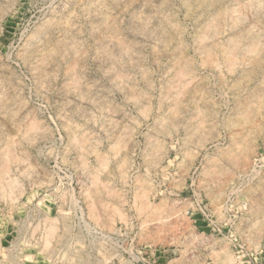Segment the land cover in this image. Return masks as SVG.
<instances>
[{
	"label": "rangeland",
	"instance_id": "rangeland-1",
	"mask_svg": "<svg viewBox=\"0 0 264 264\" xmlns=\"http://www.w3.org/2000/svg\"><path fill=\"white\" fill-rule=\"evenodd\" d=\"M259 60L264 0H0V264H264Z\"/></svg>",
	"mask_w": 264,
	"mask_h": 264
},
{
	"label": "bare ground",
	"instance_id": "bare-ground-1",
	"mask_svg": "<svg viewBox=\"0 0 264 264\" xmlns=\"http://www.w3.org/2000/svg\"><path fill=\"white\" fill-rule=\"evenodd\" d=\"M198 1H199V0H198ZM203 1H204V0H203ZM204 3H206V2H204ZM212 3H213V2H212ZM207 4L209 5V1H208ZM200 7H201V6H200ZM205 8H206V7H205ZM206 24H207V23H206ZM204 27H205V26H204ZM206 28H207V27H206ZM252 33H253V32H252ZM202 40H203V38H202ZM117 41H118V40H117ZM200 42H201V41H200ZM116 44H117V43H116ZM120 45H121V44H120ZM199 45H200V43H199ZM254 46H255V45H254ZM254 46H252V47H254ZM121 48H124V47H121ZM232 48H233V47H232ZM255 48H256V47H255ZM250 49H251V48H250ZM250 49H249V50H250ZM232 51H233V50H232ZM251 51H252V50H251ZM230 52H231V51H230ZM106 53H107V52H106ZM126 54H128V53H126ZM231 55H232V54H230V56H228V57H230V59L232 60V58H231L232 56H231ZM249 59H250V58H249ZM259 59H260V58H259ZM231 60L229 61V59H228L227 61L232 62ZM257 60H258V59H257ZM178 61H179V60H178ZM233 61H234V60H233ZM175 62H176V61H175ZM259 62L264 63V61H262V60H259ZM259 62H258V63H259ZM111 63H112V62H111ZM179 63H180V62H179ZM232 63H233V62H232ZM255 63H256V62H255ZM176 64L178 65V63H176ZM229 64H230V63H229ZM180 65H181V64H180ZM231 65H232V64H231ZM258 65H259V64H258ZM172 67H173V66H172ZM177 67H178V66H177ZM231 67H232V66H231ZM256 67H257V65H256ZM114 70H115V69H114ZM173 70H174V68H173ZM178 70H179V71H178ZM69 71H70V70H69ZM180 71H181V72H180ZM253 71H255V70H253ZM260 71H261V70H260ZM175 72H176V71H174V73H175ZM178 72H180L181 74H183V72H185V71H183V70L179 67V68L177 69V74L175 73L176 76H177V78H178L179 76H181ZM116 73H119V72H116ZM143 73H144V72H143ZM174 73H173V74H174ZM71 74H72V73H71ZM175 74H174V75H175ZM74 75H75V74H74ZM178 75H179V76H178ZM251 75H252V74H251ZM121 76H122V75H121ZM73 77H74V76H73ZM115 77H116V76H115ZM173 77H174V76H173ZM126 78H127V77H126ZM241 78H242V77H241ZM124 79H125V76H124ZM144 79H145V78H144ZM174 79H176V78L174 77ZM178 79H179V78H178ZM178 79L176 80V82L179 83ZM181 79H182V78H181ZM76 80H77V79H76ZM120 80H121V79H120ZM126 80H128V79H126ZM182 80H183V79H182ZM76 82H78V81H76ZM174 82H175V81H174ZM176 82H175V84H177ZM243 82H245V81H243ZM70 83H71V82H70ZM73 83H74V82H73ZM180 83H181V81H180ZM183 83H184V82H183ZM76 84H77V83H76ZM76 84H75V85H76ZM146 84H147V83H146ZM122 85H123V84H122ZM181 85H182V84H181ZM185 85H186V83H184L183 86H182L181 88H183ZM177 86H178V85H177ZM177 86H176V87H177ZM241 87H242V86H241ZM263 87H264V86H263ZM184 88H185V87H184ZM242 88H243V87H242ZM184 90H185V89H184ZM184 90H183V91H184ZM186 90H187V89H186ZM254 90H255V89H254ZM181 91H182V90H181ZM233 91H234V90H233ZM236 91H237V90H236ZM184 92H185V91H184ZM182 93H183V92H182ZM256 93H257V92H256ZM261 93H262V92H261ZM135 94H136V93H135ZM183 94H184V93H183ZM236 94H237V93H236ZM142 95H143V94H142ZM256 95H257V94H256ZM251 97H252V96H251ZM257 97H258V95L256 96V98H257ZM130 98H131V97H130ZM177 98H178V97H177ZM179 98H180V97H179ZM182 98H184V96H183ZM182 98H180V99H182ZM258 98L260 99V97H258ZM263 98H264V97H263ZM131 99H132V98H131ZM259 99H258V100H259ZM129 100H130V99H129ZM177 101H179V99H177ZM262 101H263V99H262ZM175 102H176V100H175ZM263 102H264V101H263ZM179 103H180V101H179ZM132 104H133V103H132ZM174 104H175V103H173V105H174ZM176 104H177V103H176ZM202 104H203V103H202ZM247 104H248V103H247ZM250 104H251V103H250ZM254 104H255V103H254ZM254 104H253V105H254ZM258 104H260V102H258ZM177 105H178V104H177ZM181 105H183L182 102H181ZM181 105H179V108H181V107H180ZM244 105H245V104H244ZM260 105H261V104H260ZM254 106H255V105H254ZM263 106H264V105H263ZM176 107H177V106H175V109H176V111H177V108H176ZM191 108H192V107H191ZM255 108H256V107H255ZM255 108H253V109H255ZM263 108H264V107H263ZM170 109H171V108H170ZM170 109H169V110H170ZM257 109H258V108H257ZM259 109H260V108H259ZM172 110H173V109H172ZM191 110H192V109H191ZM170 111H171V110H170ZM173 111H174V110H173ZM198 111H199V110H198ZM258 111H259V110H258ZM174 112H175V111H174ZM174 112H173V113H174ZM192 112H193V111H192ZM254 112H255V111H254ZM256 112H257V111H256ZM173 113H172V114H173ZM175 113H176V115H177V112H175ZM175 113H174V114H175ZM178 113L181 114L180 111H179ZM197 113H198V112H197ZM169 114H170V113H169ZM182 114H184V113H182ZM251 114H252V113H251ZM197 115L199 116L200 114L198 113ZM170 116H171V114H170ZM173 116H174V115H173ZM167 117H168V116H167ZM175 117H176V116H175ZM178 117H179V116H178ZM201 117H203V116H201ZM165 118H166V117H165ZM165 118H164V119H165ZM192 118H193V116H192ZM160 119H161V118H160ZM164 119H162V120H163V121H166V120H164ZM168 119H169V118H168ZM168 119H167V120H168ZM174 119H175V118H174ZM174 119H173V120H174ZM177 119H178V118L176 117V120H177ZM203 119H204V118H202V122L204 121ZM171 120H172V119H171ZM192 120H193V119H192ZM166 122H167V121H166ZM166 122H165V123H166ZM203 123H204V122H203ZM35 124H36V123H34V125L32 124V125L34 126V127H33V126L31 125V123H30L29 126L32 127L31 129L36 128V130H33V131H34V132L36 131V133H37V127L35 126ZM65 124H66V123H65ZM160 124H161V122H160ZM160 124H159V121H158V124H157V125L160 126ZM168 125H169V124H168ZM173 125H174V124H173ZM67 126H68V125H67ZM200 126H201V125H200ZM74 127H75V126H74ZM166 127H167V126H166ZM68 128H70V127H68ZM75 128H76V127H75ZM164 128H165V127H164ZM66 129H67V127H66ZM155 129H156V128H155ZM159 130H160V129H159ZM256 130H257V129H256ZM256 130H254V131H256ZM39 131H40V129H39ZM68 131H69V133H70V130H68ZM72 131H73V130H72ZM34 132H33V133H34ZM73 132H75V131H73ZM249 133H250V132H249ZM67 134H68V133H67ZM155 134H156V132H155ZM162 134H163V133H162ZM39 135H40V134H39ZM74 135H76V133L73 134V135H71V136L74 137ZM244 136H245V135H244ZM247 136H248V135H247ZM154 137H155V136H154ZM237 137H238V136H237ZM79 138H81V137H79ZM79 138L77 139V137H76V138H71V139H77L78 141H77V140H76V141L79 142V144H81L82 141H83V143H85V141H86V139H87V137H86L85 140H82V139H81L82 141L80 140V141H81V142H80V141H79ZM82 138H83V137H82ZM234 138L236 139V137H234ZM234 138H233V139H234ZM238 138L240 139V141H241V139H242V142H244V141H243V137H238ZM68 139H69V137H68ZM83 139H84V138H83ZM239 139H238V140H239ZM69 140H70V139H69ZM244 140H245V139H244ZM71 141H72V140H71ZM76 141H75V142H76ZM87 141H88V140H87ZM154 141H155V139H154ZM234 141H235V140H234ZM236 141H237V139H236ZM77 142H76V143H77ZM91 142H92V141H91ZM152 142H153V141H152ZM245 142H246V141H245ZM76 143L73 142V144H74L75 147H76V145H77ZM155 143H156V142H154V144H155ZM75 144H76V145H75ZM86 144H87V143H86ZM241 144H242V143H241ZM241 144H240V145H241ZM245 144H246V143H245ZM247 144H248V143H247ZM83 145H85V144H83ZM83 145H82V147H83V149H85ZM88 145H89V144H88ZM235 145H236V144H235ZM240 145H239V146H240ZM152 146H153V145H152ZM78 147H79V146H78ZM154 147H156V145H155ZM235 147H236V146H235ZM240 147H241V146H240ZM80 148H81V147H80ZM80 148H79V149H80ZM88 148H89V147H88ZM88 148H87V149H88ZM75 149H76V148H75ZM79 149H78V150H79ZM10 150H11V152H12V149H10ZM80 151H83V150H80ZM242 151H243V150H242ZM11 152H10V153H11ZM78 152H79V151H78ZM83 152H84V151H83ZM93 152H94V151H93ZM243 152H244V151H243ZM3 153H4V152H3ZM10 153H9V154H10ZM90 153H92V152H90ZM5 154H6V153H5ZM12 154H13V153H12ZM83 154H84V153H83ZM240 154H241V153H240ZM79 155H80V154H79ZM84 155H85V154H84ZM247 155H248V153H247ZM247 155H246V156H247ZM0 156H1V155H0ZM6 156H8V154H7ZM96 156H97V157H100V155H98V154H97ZM122 156H123V155H122ZM11 157H13V155H11ZM11 157L8 156V159L11 158ZM79 157H80V156H79ZM81 157H83V156H82V152H81ZM97 157H96V158H97ZM125 157H126V156H125ZM239 157H240V156H239ZM4 158H5V157H4ZM4 158H3V159H4ZM101 158H102V157H101ZM3 159H2V160H3ZM8 159L5 158V160H4L5 162L0 164V176H1V175L3 176V175L7 172V170H8V169H7V165H8V163H9V162H8ZM13 159H14V158L11 159V162L13 161ZM80 159H81V160H80ZM97 159H98V162L101 161V160H102L101 162H103V159H99V158H97ZM122 159L124 160L125 158H122ZM241 159H242V158H241ZM9 160H10V159H9ZM79 160H80V161H83L84 159H82V158H78L77 161H79ZM238 160H239V159H238ZM80 161L77 162V163L79 164ZM121 162H123V161L121 160ZM121 162H120L119 164H121ZM12 163H13V162H12ZM12 163H11V164H12ZM77 163H76V164H77ZM81 163H82V162H81ZM9 164H10V163H9ZM15 164H16V163H15ZM83 164H84L83 166H86V163H83ZM98 164H99V163H98ZM123 164H124V163H123ZM126 164H127V163H126ZM102 165H103V164H102ZM100 166H101V165H100ZM122 166H123V165H122ZM122 166H119V168H121V170H122ZM78 167L80 168V166H78ZM123 167H125V166H123ZM83 168H85V167H83ZM88 169H90V168H88ZM9 170H10V169H9ZM9 170H8V171H9ZM86 170H87V168H86ZM116 170H117V168H116ZM118 170H120V169H118ZM9 172H10V171H9ZM6 175H7V174H6ZM120 175H122V174H119V176H120ZM2 176H1V178H2ZM4 176H5V175H4ZM8 177H9V175H8ZM121 177H122V176H121ZM123 177H124V176H123ZM4 178L6 179V177H4ZM12 178H13V177H12ZM7 179H8V181H7ZM7 179H6V183H7L8 185L5 183L4 180H3L2 182H4V183L6 184V186H9L10 189H12L11 187L14 185V183L11 182V181H13V179L10 180V177L7 178ZM143 181H144V180H143ZM143 181H142V182H143ZM0 182H1V181H0ZM2 182H1V183H2ZM96 182H97V181H96ZM1 183H0V184H1ZM144 183H145V182H144ZM11 184H13V185H11ZM93 184H94V182H93ZM95 184H96V183H95ZM138 184H139V183H138ZM100 185H101V184H100ZM102 185H103V184H102ZM4 186H5V185H4ZM140 186H142V185L140 184ZM140 186H138L139 189H140ZM2 187H3V186H2V184H1V188H2ZM97 187H98V186H97ZM101 187H102V186H101ZM106 187H107V186H106ZM106 187H104L103 190H105ZM145 187H146V186H145ZM145 187H144V188H145ZM147 187H148V186H147ZM13 188H16V187H13ZM99 188H100V187H99ZM107 188H108V187H107ZM107 188H106V189H107ZM141 188H142V187H141ZM145 189H146V188H145ZM145 189H144V191H146ZM6 190H7V189H6ZM96 190H97V189H96ZM107 190H109V189H107ZM100 191H101V190H100ZM100 191H99V192H100ZM141 191H142V189H141ZM99 192H98L97 194H99ZM146 192H147V191H146ZM8 193L11 194L10 191L7 192V194H8ZM111 193H112V192H110V194H111ZM141 193H142V195H144L143 192H141ZM2 194H4V193H2ZM113 194H114V193H113ZM146 194H147V193H146ZM93 195H94V194H93ZM99 195H100V194H99ZM6 197H7V196H6ZM12 197H13V196H12ZM12 197H11V198H12ZM94 197H95V195H94ZM139 197H140V195H139ZM144 197H146V199H147V196H146V195H145ZM95 198H96V197H95ZM95 198H94V199H95ZM98 198H99V197H98V195H97V200H98ZM113 198H114V197H113ZM141 198H142V197H141ZM94 199H93V200H94ZM139 199H140V198H139ZM143 199L145 200V198H143ZM143 199H140V200H143ZM93 200H91V203L93 204V206L96 207V208H95V207H93V208H94V209H97V206H96V205L98 204V201L95 199V200L97 201V202L95 201L97 204L94 205L95 203H94ZM146 201H147V200H146ZM146 201H144V202H146ZM11 202H12V201H11ZM89 202H90V201H89ZM139 202H140V203L142 202L141 205H143V206L145 205V204H143V201H139ZM100 203H101V202H100ZM140 203H139V204H140ZM146 203H147V202H146ZM100 205H101V204H100ZM148 205H149V204H148ZM101 206H102V205H101ZM139 207H140V205H139ZM144 207L146 208L147 206H144ZM91 208H92V207H91ZM93 208H92V209H93ZM147 208H148V207H147ZM98 209H99V208H98ZM100 209H101V208H100ZM91 213H92V212H91ZM89 215H90V214H89ZM95 215H96V214H95ZM91 216H92V215H91ZM93 216H94V214H93ZM98 216H99V215H98ZM96 217H97V216H96ZM93 218H94V217H93ZM98 218H99V217H97V219H98ZM97 219H96V221H97ZM52 220H53V218H52ZM93 220H94V219H93ZM93 220H92V221H93ZM100 220L102 221L103 218H101ZM47 221H48V220H47ZM49 222H50V220H49ZM82 222H83V221H82ZM84 223H85V222H84ZM84 223H83V224H84ZM98 223H99V222H98ZM102 223H103V221H102ZM48 224H49V223H48ZM56 224H57V223H56ZM86 224H87V223H86ZM86 224H85V225H86ZM104 224H105V223H104ZM104 224H103V225H104ZM103 225H102V226H103ZM48 226H49V225H48ZM50 226H52V225H50ZM52 227H55V226H52ZM106 227H108V226H106ZM45 228H46V227H45ZM82 228H83V227H82ZM55 229H57V228H55ZM87 229H88V228H87ZM90 229H91V228H90ZM109 229H110V228H109ZM46 230H49V229H46ZM46 230H45V231H46ZM84 230H85V229H84ZM107 230H108V229H107ZM33 231H34V230H33ZM51 231H53V229H51ZM51 231H50V232H51ZM55 231H56V230H55ZM85 232H88V230L85 231ZM44 233H46V232H44ZM48 233H49V232H48ZM88 233H90V232H88ZM55 234H56V233H55ZM78 234H79V233H78ZM43 236H44V235H43ZM46 236H47V235H46ZM49 236H51V235H49ZM49 236H48V237H45V238L48 239ZM79 236H80V234H79ZM75 237H76V235H75ZM93 237H94V236H93ZM75 239H77V238H75ZM51 240H52V239H51ZM78 240H79V239H78ZM48 241H49V240H48ZM46 242H47V241H46ZM55 242H56V241H55ZM61 242H62V241H61ZM63 242H65V241H63ZM63 242H62V243H63ZM68 242H69V241H68ZM78 242H79V241H78ZM66 243H67V240H66ZM42 244H44V242H43ZM45 244H46V243H45ZM64 245H65V243H64ZM88 245H91V244H88ZM44 246H45V245H44ZM65 246H66V245H65ZM67 246H68V245H67ZM67 246H66V248H68ZM60 247H61V246H60ZM46 248H47V245H46ZM69 248H70V247H69ZM84 248H85V246H84ZM87 248H89V247H87ZM61 249H62V248H61ZM61 249H58V250H61ZM82 249H83V248H82ZM15 250H16V249H15ZM58 250H57V251H58ZM66 250H67V249H66ZM66 250H65V251H66ZM83 250H84V249H83ZM96 250H97V249H96ZM67 251H68V250H67ZM78 251H79V250H78ZM59 252H60V251H59ZM59 252H57V253L59 254ZM63 252H64V251H63ZM63 252H62V253H63ZM82 252H83V251H82ZM84 252H85V251H84ZM62 253L60 252V254H62ZM71 253H72V251H71ZM73 253H74V252H73ZM73 253H72V254H73ZM75 253H76V252H75ZM79 253H81V252H79ZM96 253H97V251H96ZM98 253H99V252H98ZM63 254H64V253H63ZM63 254H62V256H63ZM68 254H69V253H68ZM76 254H78V253H76ZM83 254H84V253H83ZM66 255H67V254H65V256H66ZM70 255H71V254H70ZM70 255H69V256H70ZM81 255H82V254H81ZM86 255H88V253H87ZM98 255H99V254H98ZM5 256H6V254H5ZM57 256H58V255H57ZM57 256L54 257V255H53V257H54L55 259H56ZM49 257H50V256H49ZM53 257H52V258H53ZM73 257H75V256H73ZM88 257H89V256H88ZM229 257H230V256H229ZM77 258H78V256H77ZM99 258H100V257H99ZM230 258H231V257H230ZM64 259H65V258H64ZM78 259H79V258H78ZM78 259H77V260H78ZM85 259H86V257H85ZM85 259H84V260H85ZM227 259H229V258L227 257ZM231 259H232V258H231ZM51 260H52V259H51ZM58 260H59V259H58ZM87 260H88V259H87ZM103 260L105 261V258H104ZM229 260H230V259H229ZM53 261H54V260H53ZM55 261H56V260H55ZM55 261H54L53 264H56ZM62 261H63V260H62ZM104 261H103V262H104ZM232 261H233V260H232ZM82 262H83V261H82ZM82 262H81V263H82ZM84 262H85V261H84ZM84 262H83V263H84ZM101 262H102V261H101ZM62 263H63V262H62ZM65 263H66V262H65ZM77 263H78V262H77ZM51 264H52V263H51ZM59 264H60V263H59ZM71 264H72V263H71ZM75 264H76V263H75ZM84 264H85V263H84ZM103 264H104V263H103ZM105 264H106V263H105Z\"/></svg>",
	"mask_w": 264,
	"mask_h": 264
}]
</instances>
